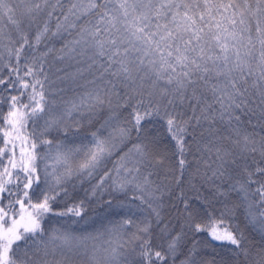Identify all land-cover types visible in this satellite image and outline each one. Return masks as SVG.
Segmentation results:
<instances>
[{
    "label": "snow or ice",
    "instance_id": "obj_1",
    "mask_svg": "<svg viewBox=\"0 0 264 264\" xmlns=\"http://www.w3.org/2000/svg\"><path fill=\"white\" fill-rule=\"evenodd\" d=\"M0 264H264V0H0Z\"/></svg>",
    "mask_w": 264,
    "mask_h": 264
}]
</instances>
